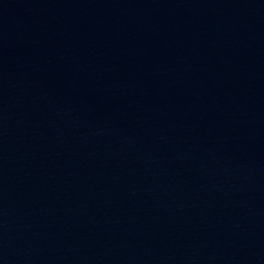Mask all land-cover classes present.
I'll return each instance as SVG.
<instances>
[{
	"label": "water",
	"instance_id": "water-1",
	"mask_svg": "<svg viewBox=\"0 0 264 264\" xmlns=\"http://www.w3.org/2000/svg\"><path fill=\"white\" fill-rule=\"evenodd\" d=\"M0 264H264V0H0Z\"/></svg>",
	"mask_w": 264,
	"mask_h": 264
}]
</instances>
